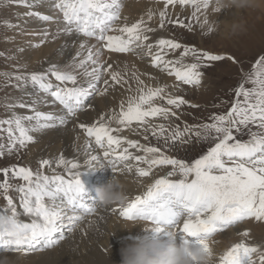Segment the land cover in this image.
<instances>
[{"label": "snow or ice", "instance_id": "obj_1", "mask_svg": "<svg viewBox=\"0 0 264 264\" xmlns=\"http://www.w3.org/2000/svg\"><path fill=\"white\" fill-rule=\"evenodd\" d=\"M163 2L165 9L158 13L160 29H164L166 23L189 31L193 28L185 19L169 18V6L190 7L191 19L205 30L204 35L213 33V24L219 22L211 19L208 0ZM9 3L34 6L32 0H0V5ZM51 6L59 16L54 18L39 12L27 15L43 21L55 20L63 25L57 32L84 37L79 44L81 51L67 65L52 64L43 72L14 74L17 82L14 86L23 90L30 84L58 102L64 115L40 111L35 101L27 104L22 98L6 104L9 110L28 108L32 114L12 111L9 118L0 119V133L5 134L0 136V158L18 153L35 142L33 133L65 125L80 111L91 107L87 101L94 94H103L110 86L127 83L120 71H112L113 65L104 58L105 50L150 57L153 66L174 76L178 82L192 86L201 84V69L210 66L207 62L225 59L235 62L232 56L201 51L175 39L149 42V34L156 29L143 18L128 24L127 17H122L123 0H53ZM231 10L220 13L227 14ZM154 15L149 11L148 20ZM122 20L125 22L121 24ZM5 23L10 28L17 27ZM42 35L47 39V30ZM93 39L97 44L88 43ZM181 48L178 59H166L169 51ZM85 52L86 55H82ZM187 58L192 62H186ZM0 75L9 78L8 73ZM81 75L85 78L83 81ZM106 75L110 76L111 85L109 79L104 78ZM133 78L137 82L135 94L122 100L118 111L101 115L91 125H79L89 138L87 148L92 149L94 143L108 161L105 168H111L114 173L121 164L129 172L135 166L141 177L151 176L156 169L169 170L155 179L143 194L135 195L126 205L113 210L129 221L149 220L159 225L160 231L171 228L185 237H198L195 244L247 219L264 221V54L259 55L235 87L229 109L194 125L184 122L181 126L174 122L179 119L176 110L189 105L183 96L168 92L166 85H146L135 73ZM101 83L103 89L99 87ZM125 129L149 133L157 144L131 140L120 134ZM242 132H247L246 139L241 138ZM143 139L148 141L149 135H144ZM194 141L207 143V150L198 159L186 161L168 154L177 145ZM99 159V155L89 156L85 161L89 170H95L92 162ZM60 167L63 173L57 172ZM45 168L52 174H47ZM80 169L78 161L63 155L56 160L55 167L51 160L42 159L36 170L17 165L0 168V197L6 201V205L0 207V261L16 254L28 255L55 247L65 239V232L73 231L85 216L96 213V201L86 195L81 179L84 172ZM15 180L22 182L14 183ZM13 192L18 194V203ZM240 235L249 237L250 233L243 231ZM218 264H264V245L241 240L219 257Z\"/></svg>", "mask_w": 264, "mask_h": 264}, {"label": "rangeland", "instance_id": "obj_2", "mask_svg": "<svg viewBox=\"0 0 264 264\" xmlns=\"http://www.w3.org/2000/svg\"><path fill=\"white\" fill-rule=\"evenodd\" d=\"M151 1H152L151 2L152 4H157V6L155 8L151 7V11L153 13H155V15L153 16V19L151 21L147 20L148 17L146 18V16L139 15V17H138L136 15V13L132 12V9H130V4H128L131 2L130 0H123L124 8L122 10V17H127V22L131 21L132 19H136L137 17H138V19L143 18L145 21H147L149 26L153 22L151 24L152 28H154V29L159 28V15H158V13L165 9L164 2L161 0H151ZM133 3H135V2H133ZM138 3H139V1H138ZM9 4H11V3H9ZM9 4L0 5V15H1L0 16V73H8L9 74V78H6L5 76L0 75V119L9 118L11 116L13 110H15L16 113H18L17 110L20 109L18 107V109L15 108L13 110H9L5 106L6 104L15 103L16 100H19L20 98H22V96L20 97V95H19L22 90L20 88H17L14 86L17 83L14 79V74L33 73L31 68H30L31 71H29L30 70L29 68H26V66L24 64L25 61L20 57L21 56L20 51H18L17 48L12 46L10 41H9L10 37H12V34L10 31V27H8L5 22L7 20H9L10 18L5 17V16L7 14L10 17H14V16L9 14V11H10L9 10V8H10ZM167 11H168L169 18H171V19H177V18L185 19L186 23L191 22L193 24V28L191 31H189L186 28L180 27L178 25H171V24L166 23V27L164 29H162L164 32L163 37H165V39H175L177 42L181 43L182 45H186L189 47H195L198 50L207 51V52H210L212 54L232 56L235 58V62L233 60H229V59H225L223 61H217V62H207L210 66L204 67L201 69V71L203 72V76L201 79V84L199 86L184 85L181 82H178L176 79H174L178 82V89L176 90L174 88V83L169 84V88L172 90L173 95L183 96L184 99L189 101V105L182 106L181 109L176 110L177 115L179 116V119L175 120L174 122L177 124H181V126L183 125L184 122H187L189 125H194V124H198L201 122H207L208 118L212 114H219L222 112H226L229 109V107L231 106V103L233 101V98H234L235 87L238 86V84L240 82H242L245 73L250 71L253 63L259 57V55L264 54V8L249 9V10L241 11L239 13L235 9H232L230 12H228L229 14L228 13L226 14L227 21L238 20V21H242L243 25H244L243 29L241 31H239L238 33H236L234 35H230V36H225L221 30L214 31L213 33H211L209 35H204L203 32L205 30L201 29L196 24V22L191 19L190 7L169 6ZM139 12H142V11L139 10ZM223 14H225V13L214 14L211 16V19L212 20H218V21L221 19L218 22V23H220L224 20V19H222ZM51 16H54V15H51ZM230 17H233V18H230ZM218 18H220V19H218ZM54 21H46V23L45 22L44 23L45 24H48V23L53 24ZM122 22L124 23L125 21L122 20L120 23L122 24ZM10 23L13 24L15 22L10 21ZM2 24H4V26ZM13 25H15V24H13ZM52 27H55V25L53 24ZM113 34H118V33H113ZM149 35H150V39L154 38L152 33ZM31 36H33V35H31ZM79 37H82V36H79ZM38 43L39 44L36 43V45H39L38 48L41 46H44L43 42H38ZM68 43L72 44L71 41H68ZM88 43L89 44H97V42L94 39L88 41ZM61 46L62 45L57 44L55 46V49L56 48L58 49ZM97 46H99V45H97ZM57 49L54 50L53 53H55L57 51ZM79 51H81V50H79ZM182 51H183L182 48L175 50V51H169L167 53L168 54L167 57L169 56L171 60L172 59L173 60L178 59L180 57ZM117 54H120V53H117ZM131 54L133 56H136V54H133V53H131ZM131 54L122 53L120 55H124V57H126V58L123 60L129 62L130 61L129 56ZM82 55H86V52L83 53ZM104 58H105V56H104ZM137 58L139 60L145 62L146 65L153 67V68L155 67L151 63L150 57L141 58L140 56H137ZM71 61L72 60H70V62ZM106 61L109 62V64H112V65L114 64L112 59H106ZM51 62H53V61L50 60V58H48L47 62L45 64H48ZM186 62H192L191 58H187ZM54 64H56V63H54ZM50 65L51 64H49V66ZM32 68H35V67H32ZM78 71L82 72V70H78ZM112 71H119V69L114 70L112 68ZM132 73L137 74V72L134 70ZM107 76H109V75H106L104 78L106 79ZM137 76H139V75H137ZM128 77L129 76H127V79L125 77V80L127 81L126 84L128 86L127 87L125 85V87H127L128 89L131 88V91H129V90L127 91L128 93L125 95L124 100H126L127 97L130 96L131 94H135V90H136V82L133 80L134 78H132L130 80ZM170 77H171V75H170ZM173 77L174 76H172L171 79H173ZM80 78H82L83 80L85 79L82 75ZM140 79H141V77H140ZM109 80H110V78H109ZM173 82H175V81H173ZM146 85H148V84L146 83ZM99 87L101 89H103L104 85L101 83L99 85ZM122 87H123V83H122ZM43 95H44L43 96L44 99L46 100L48 96H46L44 93H43ZM100 95H102V94H99V93L94 94L93 96L89 97L88 101L97 103V100L100 97ZM48 98H49V101L52 100L51 97H48ZM24 100L25 99L22 98V102ZM39 101H42V100H39ZM24 102L26 103L27 101H24ZM52 102H53V104L50 103L48 105V107L45 104H44V106L43 105L41 106V103H39L40 111L45 112L47 110L46 112H50V113H53V114L58 115V116H60L62 113H63L62 115H64V109H63L62 113L59 112V107H62V106L59 105L57 102H54V101H52ZM119 104H120V102H119ZM119 104L111 107L109 110H104L103 114L110 113L112 110L118 111L119 110ZM191 105H196V107H192ZM45 108H46V110H45ZM50 110H52V111H50ZM28 111L29 110H26V112L28 114L31 113ZM58 112H59V114H58ZM81 112H83V113L79 117L78 115ZM79 113L77 114V116L75 118H70L65 125H57L56 127H53L54 129L53 128L46 129V132H49V133L51 132L52 134H61V133L65 132L70 127L75 128L74 125L79 126V121H80V124L81 123L91 124V122L93 121L92 118L93 119L95 118L92 115H94L96 112H94V106H93V107H86L83 111H80ZM86 113L91 114L89 119H88V117L83 118V115H85ZM103 114H101V115H103ZM95 120H97V118ZM158 122H161V121H158ZM66 127H68V128H66ZM135 127H136L135 125L132 126L133 129ZM80 133H81V136L79 135V139L81 137L82 138L86 137L85 131H82ZM120 134L123 136H126L127 138H129L131 140H139L143 144H152V145L157 144V142L153 138H151L149 133H144L142 130L140 132H135V131L130 130V129H128V130L125 129ZM146 134L149 135L148 141H145L143 139V136ZM3 135H5V134L0 133V136H3ZM32 135L34 136L35 142L29 143L25 148L21 149L18 153H14L12 155H6L5 157L0 158V168L11 167L13 165H17V166L31 167L34 170H36L39 168L38 165H39L40 160L45 159L47 157H50V156H45V155H49L48 154L49 150H46L44 152V154H42V157L40 159L39 158L35 159V157L31 158V151L33 150L34 146L36 145V141H37V144L40 143V139L35 138L34 133ZM240 136H241V138L246 139L247 138V132H242L240 134ZM81 141H82V139H81ZM83 144H85V143H83ZM61 146H62V142H60V143L57 142L56 144H54V146L51 147V149L54 148L52 150H53V152H55L57 150V148H61ZM206 150H207V143L206 142H195L194 141L193 143L188 144V145H183V146L177 145L175 148L171 149L168 152V154L172 155L174 158H177V159H185L186 161H192L194 159H198L199 156L202 155ZM133 151H135V150H133ZM137 154H142V153H137ZM60 155H62V154L60 153L58 156H60ZM93 155H99L100 159L98 161L100 163H103L104 165H107L108 162L105 161V159L102 157V153L99 150L93 151ZM56 158H57V155H56ZM98 161L92 162L95 169L97 167H99ZM131 163H133V165L135 164L134 161ZM83 165L84 166L87 165L85 163V161H83L81 163V167ZM62 169H63V167L61 168V170ZM122 169H123V171H121ZM135 169L136 168L134 166L131 172H135ZM46 170H47V168L44 169L45 172H46ZM82 170H83V168H82ZM84 170H85V168H84ZM168 170H169L168 168L156 169L153 171L151 177L153 179H157L161 175H164L166 173V171H168ZM124 171H125V173H124ZM86 172L87 173L90 172L89 173L90 174L89 184L92 185V187H90V185H89V187L92 188V191H95V189H97L98 187H102V186L106 185L112 179V177L116 174L120 175L121 177H125L131 173L124 167L123 164L118 166L116 173H114L111 170V168H104L101 170H95L93 173H92V171H89V168H86ZM134 178H136V177H134ZM13 182L14 183H21L22 181L15 180ZM87 187H88V184H87ZM11 194L13 195L14 199L18 195L15 192H13ZM87 196H89V195H87ZM94 196H93V198L95 199ZM126 204L127 203H125L124 205H126ZM5 205H6V201L3 199V197H0V207H3ZM120 206H122V205L115 204V205L106 206L110 210H109V214H108L109 215L108 219L106 220V223H107L106 224L107 225L106 232L107 233H105L103 236L102 242H104V243H102V245L109 242L110 240L108 239V237H110V236L112 237V234H115L113 227L112 226L109 227V225L112 224L116 228V225H118L119 222L121 221V219H119L118 211L113 210V209H118ZM95 214L90 215V216H95ZM252 220H253V218L247 219V220L239 223L236 226L230 227L229 229L225 230L224 232L217 233L216 235L213 236V239L215 241H218L217 237L222 233L227 234V235H233V233H235L234 230H236L239 227V225H243L245 227L246 224L250 223ZM84 221H85V219H83V220H81V222L80 221L79 222H80V224H82V222H84ZM79 225L77 224L76 227L78 228ZM262 225H264V221H263ZM76 227L74 229H77ZM254 230H256L258 232L260 231L259 228H257V227H255ZM66 233L67 234H65V236H68L69 235L68 232H66ZM106 235H108V237ZM77 236H79V235H77ZM128 237L129 236H127V238ZM116 239H119V237H116ZM63 240L60 241V244H58L55 247H52L50 249H45L43 251H37L35 253L28 254V255L16 254L15 257L17 255H23V257H24L23 259H26V258H28V256H31V255L32 256L36 255L37 258L39 256L43 255V256H41V258H42V257H45L46 255L47 256L51 255L52 252L55 253V252H59L61 250L65 251V249H67L69 247V245L72 244V240L71 241L68 240L67 243H65V244H63V242H64ZM126 240L127 239L125 238L124 241H126ZM65 245H66V247H65ZM92 245H93V243L92 244L90 243L89 246L92 247ZM122 245H125V242H124V244L122 243ZM42 252H44V253H42ZM85 253H86V250H85L84 254ZM217 256H216V258H217Z\"/></svg>", "mask_w": 264, "mask_h": 264}, {"label": "bare ground", "instance_id": "obj_3", "mask_svg": "<svg viewBox=\"0 0 264 264\" xmlns=\"http://www.w3.org/2000/svg\"><path fill=\"white\" fill-rule=\"evenodd\" d=\"M130 1L131 2L128 3L130 4V9H132V12L136 13L138 17L139 15H143V16H146L147 18L148 12L151 11V7L155 8L157 6V4H152L151 0H130ZM52 2L53 0H32V3L34 6L31 8L25 7V6L16 4V3H11L9 4L10 5L9 14L14 17H10L7 14L5 16V17L10 18L9 19L10 21H14L15 23L13 24L17 26V27L10 28L12 37H10L9 41L12 46H14L15 48L18 49V51H20V55H21L20 57L25 61L24 64L26 68H29V69L31 68L33 72H43L49 67V64L52 65V63L53 64L56 63L57 65H61V66L71 63L70 60H72V58L76 56V53L80 50L79 44L81 43V41L85 39L84 37H79L76 34H66L63 32H57V29L63 26L62 23H57L54 21L53 24L55 25V27H52L53 26L52 23L50 24L47 22L48 24H45L46 21H43L36 16L27 15L29 12H39L42 15H54L53 16L54 18L59 16V13L55 9H53L51 6ZM139 10L142 12H139ZM138 17L136 19H132L131 21H128V22L126 21V22L128 24L134 23L140 19V18L138 19ZM230 18H233V17H230ZM222 19H224L223 21L225 20L227 21L226 14H223ZM9 20H7V22H10ZM2 25L4 26V24ZM45 30H47L48 32L47 39H45L42 35V33ZM31 35H33L34 37ZM152 35L154 36V38L150 39L149 41L152 43H154L157 39L165 38L163 37L164 36L163 30L159 28H157L156 31L152 33ZM68 41H71L72 44L68 43ZM38 42H43L44 46H41L39 48L36 47L35 45L36 43L39 44ZM57 44H60L62 46L58 49L56 48L57 51L53 53L54 50H56L55 46ZM167 55H166V59H170V57L169 56L167 57ZM104 56L105 58L107 57L106 59L113 60V63H114L113 69L114 70L119 69L121 74H123L126 77V79H127V76H129L128 78L130 80L133 78L132 72L134 70L137 72L136 75H139L141 77V80H143L145 84L147 83L149 86H165L166 85L168 86L167 91L172 93V90L169 88V84L174 83V88L176 90L178 89L177 87L178 82L174 80L175 79L174 77L173 79H171L172 76L170 77V75H168L167 72L161 71L160 68H157V67L153 68V67L146 65L145 62L137 58L138 55L133 56L131 54L129 56L130 57L129 62L123 60L126 58L124 57V55H120L117 53H109L107 50H105ZM48 58H50V60H52L53 62L45 64ZM32 67H35V68H32ZM31 69L29 71H31ZM109 78L110 76H107L106 79H109ZM80 79L83 81L82 78ZM133 80L136 82L135 79ZM109 81L111 85L113 82H111V80ZM125 85L127 86L126 83H123V87H122V83H121L120 85H114V86L108 87L107 92H104L102 95H100V97L97 100V103L88 101L89 102L88 104L91 105V107L94 106V112H96L94 115H92L95 118L93 119L91 117L93 120L91 124L95 122L96 118L99 119V116L104 113V110H109L111 107L116 106L117 104H119V102L124 100L125 95L128 93L127 92L128 86L125 87ZM136 87H137V82H136ZM19 95L20 97L22 96V98L25 99L24 101H27L26 102L27 104H31L33 103V101H35L36 107L38 109L40 108L39 103H41V106L42 105L44 106L45 104L47 107L50 103L53 104L52 102L53 99L49 101V98L47 97V99L45 100L43 97L44 96L43 93L39 92L36 88H33L30 84L26 86L20 92ZM39 100H42V101H39ZM16 109H18V107H16ZM26 110H29L28 112H31L30 109L28 108H20L17 110V112L18 114L24 113L25 115L32 114V113L28 114ZM59 112L61 113L63 112L62 107H59ZM82 113L83 112L79 113L78 116L80 117ZM87 114L88 113L83 115V118L88 117L89 119L91 114H88V115ZM91 124H88V125H91ZM79 125H80V121H79ZM74 126L75 128L66 127L68 129L61 134H52L51 132L50 133L46 132V130L42 132L34 133L35 138L40 139V143L37 144V141H36V145L31 151V158L35 157V159L37 158L40 159L42 157V154H44L46 150H49V153H48L49 155H45V156H50V157H47L45 159L51 160L53 162V167H55V162L59 158L58 155L60 153L66 159L76 160L80 164L83 161H87L89 159V156L93 155V151H98V149H96L94 144H93L92 149H88L87 144L89 142V139L86 137H83V138L81 137L79 139V135L81 136L80 132L84 130H82V128H80L79 126H76V125ZM81 139L83 142L81 141ZM57 142L58 143L62 142V146L61 148L56 147L57 150L53 152L52 149L54 148L51 149V147L54 146V144H56ZM56 155H57V158H56ZM83 166L80 169L82 170L83 168L82 172H84L81 179L85 185L86 195H90L91 193L93 194V191H92V188L89 187V185L87 187L88 179H86L88 175L90 178V174H89L90 172L89 173L86 172V168H89V166L88 165H85L84 167ZM61 168L62 167L57 168L56 169L57 172L63 173L64 169L61 170ZM89 171H92L93 173L95 170H89ZM46 173L49 175L52 174L51 170L48 168L46 170ZM120 178L127 185L129 199L134 198L135 195L143 194L146 191L147 187L150 184H152L155 180L151 176L149 177L139 176L137 174L136 169H135V172H131L129 175L125 177L120 176ZM15 199L17 200V203H18L19 201L18 195L15 197ZM96 208H97V211H96L95 216H90V215L85 216L84 217L85 221L82 222V224H80L81 221L78 222L77 224L78 225L80 224L78 228L75 226L77 229H74L73 231L68 232L69 235L65 236L66 238L63 240L64 241L63 244L67 243L68 240L70 241L72 240V244L69 245V247L65 249V251L61 250L55 253L52 252L51 255L49 256L46 255L45 257H42V258L41 256L43 255L39 256L38 258L36 257V255L34 256L31 255V256H28V258L26 259H23L24 258L23 255H17L16 257L14 255L13 258L18 259V264H122L121 248L124 246L122 245V243L124 244V242H130L133 238L142 237L143 235H146V233L143 232L142 226L136 225L134 227L133 221L126 220L120 216L119 219H121V221L119 222L118 225H116V228L112 224L109 225V227L110 226L113 227L115 234H112V237L111 236L108 237V235H106L110 241L106 243L107 245L106 244L102 245V243H104L102 242L103 236L105 233H107L106 232V227H107L106 220L108 219V216H109L108 214H109L110 209H108L105 206H100L98 204H96ZM262 224H263V221H257L253 218V220L250 223H247L245 227L243 225H239V227L236 230H234L235 233H233V235H227L223 233L220 234L217 237L218 241H216V244H215V251L218 255L217 260H219V257L222 256L224 252L227 251L228 248H230L233 244L240 242L241 240H246L248 243H252V244L255 243V244L264 245L263 244L264 243V225ZM255 227L259 228L261 232L254 230ZM128 229H131V230H128ZM243 231H248L250 233L249 237H243L242 235H240V233H242ZM127 236L129 237L127 238ZM116 237H119V239H116ZM125 238L127 239L126 241H124ZM160 238L165 241H167L168 239L165 233H161ZM191 238L193 239V237ZM196 240L197 239L195 238V241H192L193 244H195ZM90 243L91 244L93 243L92 247L89 246ZM176 243H177V238H176ZM85 250H86V253L84 254Z\"/></svg>", "mask_w": 264, "mask_h": 264}, {"label": "clouds", "instance_id": "obj_4", "mask_svg": "<svg viewBox=\"0 0 264 264\" xmlns=\"http://www.w3.org/2000/svg\"><path fill=\"white\" fill-rule=\"evenodd\" d=\"M209 15L220 13L225 9H235L238 13L244 10L264 8V0H208ZM243 22L223 21L214 23V31L221 30L225 36L238 33L243 29ZM95 170L105 168L103 163ZM123 171V169L121 170ZM129 200L126 183L116 174L104 186L96 189V204L109 206L124 205ZM134 227L142 226L146 235L125 242L121 248L122 264H218L215 251L216 241L213 237L202 239L199 244H193L187 237L182 243H176V229L164 228L146 219L133 220ZM131 230V229H128ZM161 233H167V241L160 238ZM0 264H18V259L5 258Z\"/></svg>", "mask_w": 264, "mask_h": 264}]
</instances>
